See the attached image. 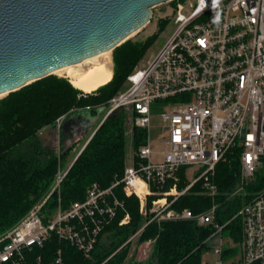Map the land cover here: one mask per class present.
Returning <instances> with one entry per match:
<instances>
[{
	"label": "built area",
	"instance_id": "built-area-1",
	"mask_svg": "<svg viewBox=\"0 0 264 264\" xmlns=\"http://www.w3.org/2000/svg\"><path fill=\"white\" fill-rule=\"evenodd\" d=\"M174 8L173 28L163 45L128 75L126 87L107 102L105 117L124 108L134 124L147 129L146 144L135 151L121 179L107 188L92 183L85 199L68 208L60 203V184L68 168L59 166L52 187L58 193L57 207L47 210L45 198L1 235L0 264H43L41 257L31 260L28 252L54 234L89 257L100 233L122 208L114 192L121 182L127 194L138 197L143 213L150 195H162L153 200L160 209H153L154 215L137 233L154 219L212 224L208 240L214 241L212 250L222 256L218 264H225V224L217 221V211L224 199L245 194L248 200L234 215L243 223L241 255L228 264H264V187L246 190L264 162V0H177ZM154 101L171 104L162 116L167 128L165 147L156 151L149 139ZM65 118L56 123L61 126ZM236 149L240 150L239 188L223 193L215 179L217 166ZM185 166H197L199 171L191 178L185 176L189 182L179 189L180 170ZM198 181L200 191L212 198L211 205L199 213L172 208L171 203ZM130 217L127 212L119 224L128 223ZM63 263L59 249L48 264Z\"/></svg>",
	"mask_w": 264,
	"mask_h": 264
},
{
	"label": "trees",
	"instance_id": "trees-1",
	"mask_svg": "<svg viewBox=\"0 0 264 264\" xmlns=\"http://www.w3.org/2000/svg\"><path fill=\"white\" fill-rule=\"evenodd\" d=\"M165 23L167 20L164 19L161 25ZM155 38L151 35L145 40L128 39L115 47L112 79L92 93H85L75 87L68 77L50 74L0 99V236L46 197L54 184L59 166L68 168L60 184V203L63 208H68L76 200L85 199L92 183L98 182L101 187L107 188L123 177L129 116L124 108L112 111L105 118L104 115L108 100L123 86ZM63 115L76 118V122L66 127L67 132H63L65 128L62 124L59 151L43 146L38 132L56 124ZM97 118L98 122L89 132L84 148L76 149L79 139H74L72 132L77 123L82 121L81 124L89 125ZM67 139L71 142L65 144ZM147 139V129L134 124L135 149L146 144ZM239 151L234 150L226 161L217 166L215 179L223 193L237 183ZM180 175L183 180L179 187H183L186 183L184 168H181ZM201 185V181L196 182L171 207L176 210L190 209L194 213L207 209L212 198L201 193ZM263 187L264 166L247 190ZM114 192L122 201V208L118 210L116 219L110 221L100 233L89 257L69 241L54 234L43 246L34 247L28 252L30 259L41 257V262L48 264L61 249L63 264H124L131 249V237L150 217L143 219L139 212L138 197L127 195L123 182L114 188ZM220 196L223 199L224 195ZM244 200H248V196L224 199L217 211V221L225 224L226 234L238 241L242 238L243 223L240 217L233 216ZM57 203L58 193L55 192L47 199L45 207L53 211ZM127 212L131 216L129 222L120 225L119 221ZM213 231L212 224L200 225L193 219H154L136 240L141 244L154 239L153 257L147 262L132 263L203 264V252L211 250L214 245L212 239L208 240Z\"/></svg>",
	"mask_w": 264,
	"mask_h": 264
},
{
	"label": "water",
	"instance_id": "water-1",
	"mask_svg": "<svg viewBox=\"0 0 264 264\" xmlns=\"http://www.w3.org/2000/svg\"><path fill=\"white\" fill-rule=\"evenodd\" d=\"M167 1L0 0V94L114 49L151 20L154 6ZM73 123L69 117L62 124ZM61 126L38 132L43 146Z\"/></svg>",
	"mask_w": 264,
	"mask_h": 264
},
{
	"label": "rangeland",
	"instance_id": "rangeland-1",
	"mask_svg": "<svg viewBox=\"0 0 264 264\" xmlns=\"http://www.w3.org/2000/svg\"><path fill=\"white\" fill-rule=\"evenodd\" d=\"M176 2H177V0H172V1L160 3L156 6H154L151 20L145 26H143L142 28H140L139 30L134 32L128 38L131 40H145L148 36H151V35L156 36L154 42L149 46L147 51L138 60L135 68L137 66H141L142 64L146 63V61H148L160 49V47L165 42L167 36L169 35V33L171 32V30L173 28L171 20L173 18L174 9H175L174 7H175ZM164 19L167 20V23H165L164 25H161V22ZM113 53H114V49L109 51L107 55L101 54L98 56L97 61H105V62L108 61L107 63L108 64L110 63L109 66L113 70L114 69ZM54 74L57 76H61V77L62 76L67 77L64 72H58V73H54ZM126 85H127V79L120 89L126 87ZM96 90L97 89L90 91V92H87V91H84V92L85 93H92ZM170 110H171V104L169 102H166V101H154L151 105V114H150V120L151 121H150V125H149V139H150V144L155 151L160 150V149L165 147V140L163 139V136L166 135L167 128L164 125V121H163L162 116L165 112L170 111ZM106 112H107V110L105 111V114H106ZM104 117H105V115H104ZM72 118H74V117H72ZM67 119L68 118H65L62 123H64V121ZM74 120L76 122V118H74ZM81 122L77 123V125L75 126V128L72 132L74 139H79L78 143L76 145V149H81L83 147V144L85 143V141L89 137V132L97 124L98 118H97V120L96 119L92 120V123H90L89 125H86L83 123L81 124ZM57 126L59 127L58 124H57ZM133 127H134V123H133L132 119L130 117H128L127 125H126V128H127L126 129V136H127L126 166L131 163L133 155L136 151V149L134 147V142H133ZM67 131H68L67 128H65L63 130V132H67ZM51 135L52 136L50 137L49 141L44 142L45 146L53 147L56 151H59L60 145H61L60 140H59L60 139V133L57 130L56 132L52 133ZM70 142L71 141L69 139H67L65 141V144H68ZM156 157H157V155L152 156L153 159H155ZM263 166H264V162H263L262 166L256 171L254 177H252L248 180V183L246 185L247 187L250 184H253L255 182L256 175H257L258 171L261 168H263ZM61 167L63 169H66L65 166H61ZM183 168L185 170V176L187 178L188 177L191 178V176L193 175V172L198 170L197 166H185ZM180 177L181 178H180L179 184L183 180L181 175H180ZM186 177H185V181H186L185 186L189 182ZM239 179H240V177H238L237 183L235 185H233L231 189L227 190L226 193H235L234 191H236L239 188V184H238ZM179 184H178V187H179ZM185 186L179 187V189H182ZM242 191H244V190H242ZM247 191H249V190H247ZM55 192L56 191H54L53 188H51V190L49 191V193L46 195L45 198L48 199L52 195H55ZM201 193H203V192L201 191ZM127 195H135V194H127ZM239 195L245 197V194H235L233 197H236ZM160 196H162V195L161 194H153V195H150L148 197L146 203L143 204V206H144L143 208L145 210H147V213L142 212V207H141V204L139 201V212L142 215L144 220L146 218L154 215L153 209H156V210L160 209L159 202L156 204H154V202H153L154 199H158ZM172 198H173V195H169V201H171ZM171 205H172V203H171ZM142 232H143V230L137 234L135 233L136 234L135 236L134 235L132 236L133 240H132L131 249H130L129 255H128L126 261L124 262V264H133L132 261L134 263L136 261L147 262L150 259H152V257H153L152 256L153 255V243L152 242H150V243L143 242V243L139 244L136 241V240H138V238ZM226 233H227L226 231H224V233H223L224 238H225L224 239L225 240L224 241L225 247H224L223 258H224V263L228 264L230 261H233L236 257L241 255L243 233H242V238L239 241L235 240L231 235L226 234ZM202 256H203V261L208 262L210 264H218V262L222 259L221 254L216 252V251H213L212 249L211 250H205L203 252Z\"/></svg>",
	"mask_w": 264,
	"mask_h": 264
},
{
	"label": "bare ground",
	"instance_id": "bare-ground-1",
	"mask_svg": "<svg viewBox=\"0 0 264 264\" xmlns=\"http://www.w3.org/2000/svg\"><path fill=\"white\" fill-rule=\"evenodd\" d=\"M109 51L111 50L60 67L54 73L64 72L75 87L87 92L93 91L112 79L113 70L109 66L110 63L108 64V61H97L99 55H107ZM5 94L6 92L1 93L0 98Z\"/></svg>",
	"mask_w": 264,
	"mask_h": 264
},
{
	"label": "crops",
	"instance_id": "crops-1",
	"mask_svg": "<svg viewBox=\"0 0 264 264\" xmlns=\"http://www.w3.org/2000/svg\"><path fill=\"white\" fill-rule=\"evenodd\" d=\"M84 145H85V144H84ZM84 145H83V146H84ZM82 148H83V147H82ZM132 161H133V158H132V160H131V163H132ZM131 163H130V164H131ZM128 165H129V164H128Z\"/></svg>",
	"mask_w": 264,
	"mask_h": 264
}]
</instances>
